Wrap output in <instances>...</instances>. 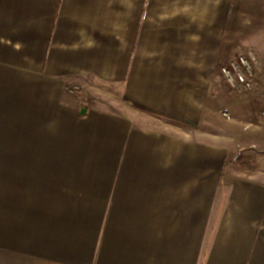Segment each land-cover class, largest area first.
I'll use <instances>...</instances> for the list:
<instances>
[{"label": "crops", "instance_id": "1", "mask_svg": "<svg viewBox=\"0 0 264 264\" xmlns=\"http://www.w3.org/2000/svg\"><path fill=\"white\" fill-rule=\"evenodd\" d=\"M230 3L0 0V111L25 110L32 144L58 94L118 155L54 161L15 147L0 161V264H264V99L256 82L234 101L216 78L231 59ZM242 154L255 161L223 173L227 194L200 182L210 156L226 169Z\"/></svg>", "mask_w": 264, "mask_h": 264}, {"label": "rangeland", "instance_id": "2", "mask_svg": "<svg viewBox=\"0 0 264 264\" xmlns=\"http://www.w3.org/2000/svg\"><path fill=\"white\" fill-rule=\"evenodd\" d=\"M230 25L225 31L229 38L224 42V57L235 58L244 52H251L257 55L261 62V70L255 78L257 82L256 93L264 99V0H230ZM216 78L221 83L222 91L232 95L234 101H239L243 97L238 92H234L229 84L219 75L216 69ZM254 83V85H255ZM236 94V95H234ZM71 99L68 98V101ZM62 101L60 95H56L55 105L50 107V121L47 127H41V123L35 129L36 136H32V144L38 151L48 150L53 154L54 161H85L87 163L107 162L118 160L110 154V133L104 128L96 127V123L88 121L86 115L82 116L76 106H67ZM17 107L2 106L0 111V161H15V147L32 145L26 142V138L31 136L30 123L24 120L25 110L22 112ZM222 108V109H221ZM39 107V113H41ZM216 112L221 117H226L227 107H221L216 101ZM95 124V125H94ZM109 130V127L107 128ZM107 131V132H105ZM75 136H72V135ZM83 134L84 138L78 137ZM103 136V137H97ZM108 136V137H106ZM119 146H115L118 149ZM18 150V149H17ZM101 151H105L102 153ZM108 151V152H107ZM82 152V154L80 153ZM209 169L200 170V182L209 181L214 184L215 192L227 194L228 189L222 185L223 173L226 172L228 178H238L249 170L255 161L252 155H238L234 162L223 164L221 169L220 157H209ZM204 163V162H203ZM199 166H203L199 163ZM203 171V172H202ZM225 198H219L213 208V212L208 221V233L205 234L204 242L209 247L211 241L215 240L216 227L221 219Z\"/></svg>", "mask_w": 264, "mask_h": 264}, {"label": "built area", "instance_id": "3", "mask_svg": "<svg viewBox=\"0 0 264 264\" xmlns=\"http://www.w3.org/2000/svg\"><path fill=\"white\" fill-rule=\"evenodd\" d=\"M261 62L257 55L244 52L235 58L224 62L219 69V75L229 84L235 92L251 90L255 78L261 70Z\"/></svg>", "mask_w": 264, "mask_h": 264}, {"label": "water", "instance_id": "4", "mask_svg": "<svg viewBox=\"0 0 264 264\" xmlns=\"http://www.w3.org/2000/svg\"><path fill=\"white\" fill-rule=\"evenodd\" d=\"M81 114H82V115L85 114V109H84V108L82 109Z\"/></svg>", "mask_w": 264, "mask_h": 264}]
</instances>
